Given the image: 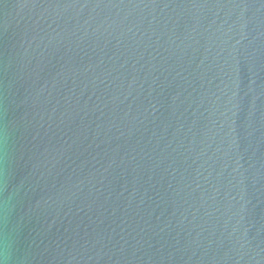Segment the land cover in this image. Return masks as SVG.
<instances>
[{"label": "water", "instance_id": "1", "mask_svg": "<svg viewBox=\"0 0 264 264\" xmlns=\"http://www.w3.org/2000/svg\"><path fill=\"white\" fill-rule=\"evenodd\" d=\"M0 264H264V0H0Z\"/></svg>", "mask_w": 264, "mask_h": 264}]
</instances>
